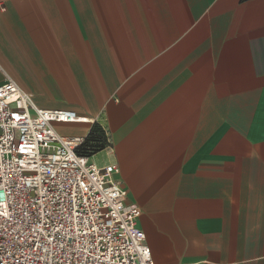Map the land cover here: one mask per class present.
<instances>
[{
	"label": "crops",
	"instance_id": "1",
	"mask_svg": "<svg viewBox=\"0 0 264 264\" xmlns=\"http://www.w3.org/2000/svg\"><path fill=\"white\" fill-rule=\"evenodd\" d=\"M0 3V83L103 127L156 264H264V0Z\"/></svg>",
	"mask_w": 264,
	"mask_h": 264
},
{
	"label": "built area",
	"instance_id": "2",
	"mask_svg": "<svg viewBox=\"0 0 264 264\" xmlns=\"http://www.w3.org/2000/svg\"><path fill=\"white\" fill-rule=\"evenodd\" d=\"M5 74L0 264H156L138 225L142 211L126 204L128 190L116 178L118 164L102 165L99 151L86 149L91 130L80 135L56 128L90 119L71 109L38 107Z\"/></svg>",
	"mask_w": 264,
	"mask_h": 264
},
{
	"label": "trees",
	"instance_id": "3",
	"mask_svg": "<svg viewBox=\"0 0 264 264\" xmlns=\"http://www.w3.org/2000/svg\"><path fill=\"white\" fill-rule=\"evenodd\" d=\"M108 145L106 131L100 124H94L86 142V149H91L96 152L106 148Z\"/></svg>",
	"mask_w": 264,
	"mask_h": 264
},
{
	"label": "rangeland",
	"instance_id": "4",
	"mask_svg": "<svg viewBox=\"0 0 264 264\" xmlns=\"http://www.w3.org/2000/svg\"><path fill=\"white\" fill-rule=\"evenodd\" d=\"M56 128H57V130H59L58 127H56ZM59 131H60V130H59ZM60 132H62V131H60Z\"/></svg>",
	"mask_w": 264,
	"mask_h": 264
}]
</instances>
